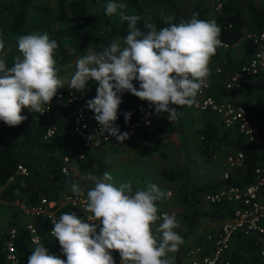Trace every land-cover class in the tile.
Returning <instances> with one entry per match:
<instances>
[{"label":"clouds","instance_id":"clouds-1","mask_svg":"<svg viewBox=\"0 0 264 264\" xmlns=\"http://www.w3.org/2000/svg\"><path fill=\"white\" fill-rule=\"evenodd\" d=\"M127 8L126 3L116 0L105 5L106 16L127 22V35L80 56L67 84L59 77L54 58L58 41L48 33L20 35L17 44L21 55L11 66L0 38V121L18 126L27 119L21 114L23 107L43 114L60 88L67 85L83 93L90 80L98 85L97 94L84 107L93 111L97 131L118 143L130 137L116 124L125 92L149 102L150 107L154 105L156 115L167 113L171 122L177 121L183 115L180 109L196 104L210 83V61L223 44L222 30L215 20L199 19L197 12L179 23L166 17V26L159 28L145 21L141 30L137 27L141 17L126 14ZM133 81L139 82V88ZM131 115L124 113L126 122ZM89 178L94 186L86 192L76 182L70 185L75 196L86 197L83 210L91 214L87 222L72 211L50 217L51 235L66 259L50 254L36 241L27 264H116L110 250L119 252L120 264H175L174 254L184 244L177 231L180 222L174 212L159 214V204L169 200L172 192L154 183L146 189H134L131 181L117 185L111 183L109 172L89 174Z\"/></svg>","mask_w":264,"mask_h":264},{"label":"trees","instance_id":"trees-1","mask_svg":"<svg viewBox=\"0 0 264 264\" xmlns=\"http://www.w3.org/2000/svg\"><path fill=\"white\" fill-rule=\"evenodd\" d=\"M163 1L171 8L170 17L174 18L172 21L174 23L190 18L193 12L199 13L198 18L201 20H215L222 30L220 39L225 41L228 46L219 47L216 55L211 58L210 93L217 99L231 100H235L233 98L235 95L242 94V97L237 100L245 105L249 117L253 113H259L264 118V78L261 73L255 74L253 80L250 77L243 78L235 88L224 87L231 71L244 62L252 51L248 40L242 38L244 32L264 27V6L256 4L253 0H222L218 9L213 10L212 0H194L189 8H181L179 0ZM54 2L55 7L52 9L45 2L30 4L29 0L0 1V38L5 42L9 66L17 55H21L17 44V38L20 35L37 32L48 33L50 38L57 40L59 44V48L54 54L57 62H64L71 57L62 40L74 51L83 52V41H89L95 50H99L109 46L116 37L123 38L127 35V22L122 24L118 17H109L104 14L105 5L109 0H55ZM96 2L100 5V9L94 15L88 8L90 3ZM116 2L128 5L126 14H135L141 17L137 23V27H140L141 30H144L145 21L155 23L158 28L166 26L164 18L154 14L148 17L144 15V0H116ZM239 39L244 40V53L240 59L232 61L229 57V46ZM6 40L15 44L6 43ZM222 57L225 58L224 62H220ZM216 67H219V73H215L214 68ZM256 78L261 82L259 88L255 84L253 85ZM133 83L136 85V81ZM127 93L135 99H140L129 92ZM233 94L235 95L233 96ZM87 100L89 99L84 98L79 102L88 116L92 117L94 116L93 111L84 107ZM139 107L140 103L133 105L121 103L118 111L131 112V120ZM192 110L195 109L188 106L180 109L184 114H188ZM67 112L65 109L56 108L50 113L41 114L30 112L27 107H23L21 114L25 115L27 119L20 125L10 127L0 121V186H2L0 201H21L25 205H31L35 204L40 196L57 198L60 193L71 189V182L77 183L69 171L68 173L61 171L62 155L73 156L82 149L71 133L70 117ZM197 112L199 115L195 116L198 117L196 131L201 137L203 153L207 152V155L211 157L213 152L217 153L221 150V146L226 144L231 151L239 150L243 155L242 166L231 171L227 178L220 176L217 180L200 184L186 180V191L182 194L189 208V213L185 215V224L188 228L186 234L194 235V244L207 246L208 241L205 239V233L215 231L217 225H212L214 228L212 230L199 231V224L205 215L214 224H218L230 215L231 204L223 200L214 202L205 199L208 201L210 209H203L198 205V202L205 198L206 193L212 192L220 186L244 185L253 181L255 178L253 169L256 165L264 162V152L254 150L257 139L249 141L234 127L223 126L216 116H212L214 123H211V113L204 110H197ZM185 118L187 117L185 116ZM129 122L123 118L122 128ZM153 123L137 130H141L142 136L148 137L151 141V146L145 147V150L156 149L160 143L158 134L162 129L157 123ZM50 126L54 128L49 136H45V131ZM109 144L107 143V145ZM112 144L114 143L111 142ZM94 159L95 174L101 176L105 169L104 162L99 155H96ZM74 162L76 161L71 163ZM17 164L24 167L25 173L17 172ZM180 172L182 171L169 169L162 170L161 174L169 179L179 176ZM8 177L11 179L8 180ZM261 193L264 196V183ZM164 206V203L159 204V212L165 209ZM65 207L64 212L72 211L77 216L79 215V211L75 208ZM15 217L16 212L12 211L11 218L6 221L7 230L3 232L4 236H0V264H10L5 258L4 248V241L8 239L10 228H13L11 243L18 264H27V257L34 249L29 244L28 230L19 225ZM32 223L39 242L45 245L50 254H53V236L47 232L45 218L37 216L32 220ZM257 236L235 231L229 241L228 251L224 253L229 258V264H264V256L260 254L261 245ZM183 249L184 244L180 247V252Z\"/></svg>","mask_w":264,"mask_h":264},{"label":"built area","instance_id":"built-area-1","mask_svg":"<svg viewBox=\"0 0 264 264\" xmlns=\"http://www.w3.org/2000/svg\"><path fill=\"white\" fill-rule=\"evenodd\" d=\"M221 0H217L214 9H218ZM244 38L248 40L252 46V51L246 57L245 61L238 65L237 68L231 71L227 81L224 83L225 88H235L239 85L241 80L245 77L253 76L261 73L264 78V27L252 31H245ZM228 44L223 41L222 46L226 47ZM215 73H219V67L214 68ZM211 80V79H210ZM210 83L203 89L202 93L197 97V103L191 106L195 110L207 111L216 116L221 124L225 127H234L247 140L252 141L258 137L259 127L249 119L248 111L244 104L239 101L231 99H217L215 95L210 93ZM80 99L77 93L69 88H60L56 96L50 103V107L44 113H50L53 109L62 108L67 110L70 117V130L73 137L79 142L81 150L77 151L73 156L68 154L62 155L61 171L68 173L72 161L81 159L83 149H95L104 146L107 143H118L114 137H107L100 134L98 122L94 116L89 117L80 105ZM140 107L136 111L133 119L123 126L124 115L118 111V119L116 124L119 126L121 132H129L134 134L136 129L149 126L153 123L156 116L154 112V105L149 106V102L140 101ZM47 107V105H45ZM83 109V111H82ZM163 114V113H161ZM50 126L45 131V136H49L53 130ZM93 135L90 141L88 137ZM211 157L218 159L217 153L213 152ZM222 165V178H227L231 171L242 166L243 155L239 150L229 152L220 157ZM16 170L19 173H25L22 165L17 164ZM254 180L244 185H223L212 192L205 194V199L209 201H227L231 204V213L228 217L219 222L215 231L206 232L205 239L208 241L207 246L201 244H194L184 251L185 262L183 264H229V258L224 255L229 248V241L235 231H241L246 235L264 236V196L261 194L262 185L264 183V162L256 165L253 169ZM11 177H8L10 180ZM85 192L87 189H84ZM85 196H75L71 189L65 193L60 194L57 198H49L40 196L35 204L22 206L24 217H32V220L41 216L45 218L47 232L50 236L53 224L51 218H56L60 215L58 209L60 206H69L79 211V217L87 222V217L90 213L83 210L82 201ZM165 213L160 211L159 214ZM32 220L21 223L23 228L28 230L30 241H39L36 234ZM9 236L6 240L5 258L10 264H17V257L11 243V236L13 228L9 230ZM115 259L116 264H120V254L116 250H110ZM264 256V251H261Z\"/></svg>","mask_w":264,"mask_h":264},{"label":"rangeland","instance_id":"rangeland-1","mask_svg":"<svg viewBox=\"0 0 264 264\" xmlns=\"http://www.w3.org/2000/svg\"><path fill=\"white\" fill-rule=\"evenodd\" d=\"M2 1V0H0ZM30 4L42 3L45 2L49 5L52 9L55 7V0H29ZM194 0H179V6L181 8H189ZM222 1V0H221ZM256 4L264 6V0H253ZM90 3L89 11L96 15L99 11V4ZM217 4V0H212V6ZM144 7V15L146 17L154 14L156 16L166 18L171 16V8L163 1V0H144L143 2ZM214 10V8H213ZM6 43L15 44L12 41H7ZM64 47L66 48L67 52L71 54V57L64 62H57V68L59 69L58 75L61 79L65 81V84L68 83L71 76L74 74L76 70V60L89 52L95 51L94 46L89 41H83V52L74 51L70 46H68L64 40H62ZM137 88H139V82L136 81ZM97 84L93 81H89L87 88L83 93L77 92L79 99H92L96 96V88ZM63 88H69L65 85ZM74 90V89H73ZM75 91V90H74ZM122 95V103L126 105H133L138 104L141 99H135L130 96L127 92L121 94ZM161 115H166L163 113ZM155 121H157V116L154 117ZM182 120V117H180ZM105 146V145H104ZM101 146L91 150H83L84 157L70 166L71 171L69 173L75 177L77 183L83 188L88 189L89 187L94 186L93 182L89 178V174L96 176L95 172V156L99 155L104 162L105 169L104 172H109L112 177L113 181L111 183H115L119 185L123 182H132V186L134 189H146V187L150 183L156 184L161 190L171 191L172 196L169 200L164 201V212L168 213H175L177 219L180 222V228L177 229L179 234L184 238H188L191 235L186 234L188 231L187 225L185 224V215L189 213V208L187 206V201L184 200V196L182 194L186 191V180L188 182L192 180L193 173H196V176H206L209 177L217 176L218 173L222 172V165L220 163V157L218 159H204L202 163L199 161L198 158L187 161L189 157L186 159H182L181 155L178 156L175 154V151L172 150V154L170 157L167 156H156L155 154L146 155L140 153L133 154L124 146H115V145H106L105 147ZM108 147H111L110 149ZM141 154V155H140ZM220 154L222 155L221 151ZM219 152H217L218 156H221ZM196 160V161H195ZM214 161V162H212ZM170 168L172 169H179L180 172L179 176H175L174 178H166L161 174L160 169L162 168ZM74 170V171H73ZM219 175V177H220ZM189 178V179H188ZM200 183L209 182V180L200 179ZM185 184V185H184ZM11 204L1 203L0 205L2 209H0V236H4L3 232L7 230L6 221L11 218L12 211L16 212V222L18 224L24 223L26 220H32V217H24L22 215L23 208L25 204L21 201H12ZM65 206H60L58 211L59 213L64 212ZM21 212V213H20ZM54 246L52 253L55 255H60L61 258H66L60 252V245L58 240L53 237ZM30 247H35V242H30ZM262 255V254H261ZM263 256V255H262ZM18 264V263H17Z\"/></svg>","mask_w":264,"mask_h":264},{"label":"crops","instance_id":"crops-1","mask_svg":"<svg viewBox=\"0 0 264 264\" xmlns=\"http://www.w3.org/2000/svg\"><path fill=\"white\" fill-rule=\"evenodd\" d=\"M242 38L244 40H247L244 38V36ZM243 39H239L229 46L230 60L236 61V60L240 59L241 56L243 55V53H244V45H243L244 40ZM224 59L225 58L222 57L220 59V62H224L223 61ZM249 77L251 78V80H253L254 75L252 77L251 76H249ZM260 83L261 82L256 78V81L253 82V85L255 84L256 87L259 88ZM234 95L235 94H233V96ZM241 97H242V94H239V95H235L233 98L235 100H237V99H240ZM121 113L123 114L124 112H121ZM198 115L199 114H198L197 110H194V111L192 110V112H189L188 114L183 113V115H182L183 121H181L179 118L177 121H174V122H171L167 118V113L165 116L161 115V114L156 115L157 121H155V119H153V122L157 123L159 125V127L162 129V131H160L158 134V139H159L160 143L158 144V147L156 149L150 148V150H145V147L147 148V146H151V141L148 137L142 136V132H140L141 130L137 131L139 128L136 129L137 132L135 131L136 132L135 134H131L130 137L123 142V144L114 143L112 145L119 146V147L124 146V147H126V150H127V148H129L128 150L131 151L133 154H135L136 152L137 153L141 152L142 154H144V156L155 154L156 156L170 157L171 155L173 156L172 150H174L175 154H177L178 156L181 155L182 159H186L187 157H189V159L187 161H190V163L195 158H198L199 161H201L202 163L204 162L205 158L208 159L209 161L211 159L214 160V158L207 155L208 154L207 152L203 153V150H202L203 147L201 145V137L199 136L198 132L196 131V127H197L196 124H197L198 117H195V116H198ZM185 116L187 118H185ZM212 116H213V114L211 113V118H210L211 123L214 120ZM249 119L251 122L256 123L258 125L259 133H260V134H258V137L256 138L257 141H256V145L254 146V150L256 152H264V118L259 113H253L250 115ZM106 145L107 144H105V146ZM110 145H111V143L108 146H110ZM228 147L229 146H227L226 144H223L220 148L221 150L218 151L219 154H220V151L222 153V155L220 154L221 156H223L226 153L235 151V150L231 151ZM108 148L110 149L111 147H108ZM86 150H88V149H86ZM89 150H91V149H89ZM221 156H219V157H221ZM212 162H214V161H212ZM71 166H73V165H71ZM169 169L170 168L168 167V168H162L160 170H169ZM172 169H174V167ZM176 170H179V169H176ZM70 172H72L71 168H70ZM192 173H193L192 181L195 183H198V184H200V181H199L200 179L214 181V180H217L219 178V175H220V172H219L217 176L216 175L215 176L210 175L209 177H206L204 175L203 176H196V173H194V170L192 171ZM1 188H2V186H0V189ZM60 194H62V193H60ZM0 202L3 204L4 203L11 204L10 202H6V201H0ZM198 205L203 209H210V205H209L208 201L205 200V198L200 199V201L198 202ZM1 206L2 205H0V209H2ZM163 211H165V210L163 209ZM22 215H23V213H22ZM204 217L202 219V222L199 224L200 225V228H198L199 231L200 230L206 231L207 229L212 230V229H214V228H212L213 227L212 225L218 226L219 223L214 224V222L211 221L210 218H208V216L205 215ZM252 235H254V234H252ZM257 237L259 238L260 245H261L260 246L261 247L260 254H261V251H264V236L258 235ZM193 239H194V235H191L188 238H184V249L181 252L179 249V251L174 254L175 256L177 254L175 264H183L185 262L184 251L188 247L194 245ZM5 242H6V240L4 241V244H5ZM30 242L31 241L29 240V244H30ZM185 247H187V248H185ZM4 248H5V246H4ZM5 254H6V252H5ZM170 255H172V254H170Z\"/></svg>","mask_w":264,"mask_h":264}]
</instances>
